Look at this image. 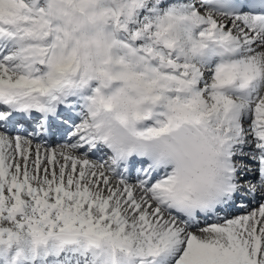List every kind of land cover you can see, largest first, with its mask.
Returning a JSON list of instances; mask_svg holds the SVG:
<instances>
[{
	"label": "snow or ice",
	"instance_id": "1",
	"mask_svg": "<svg viewBox=\"0 0 264 264\" xmlns=\"http://www.w3.org/2000/svg\"><path fill=\"white\" fill-rule=\"evenodd\" d=\"M0 264H264V0H0Z\"/></svg>",
	"mask_w": 264,
	"mask_h": 264
},
{
	"label": "clouds",
	"instance_id": "2",
	"mask_svg": "<svg viewBox=\"0 0 264 264\" xmlns=\"http://www.w3.org/2000/svg\"><path fill=\"white\" fill-rule=\"evenodd\" d=\"M117 127L119 128V125H117ZM121 132H123V129H120Z\"/></svg>",
	"mask_w": 264,
	"mask_h": 264
},
{
	"label": "bare ground",
	"instance_id": "3",
	"mask_svg": "<svg viewBox=\"0 0 264 264\" xmlns=\"http://www.w3.org/2000/svg\"><path fill=\"white\" fill-rule=\"evenodd\" d=\"M256 177V176H255ZM256 179H258V177H256Z\"/></svg>",
	"mask_w": 264,
	"mask_h": 264
}]
</instances>
